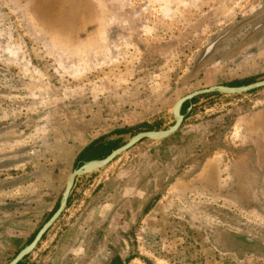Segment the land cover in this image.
I'll return each instance as SVG.
<instances>
[{"label":"rangeland","instance_id":"rangeland-1","mask_svg":"<svg viewBox=\"0 0 264 264\" xmlns=\"http://www.w3.org/2000/svg\"><path fill=\"white\" fill-rule=\"evenodd\" d=\"M262 80L264 0H0V264L92 142L168 130L184 96ZM216 94L78 178L23 264H264V87Z\"/></svg>","mask_w":264,"mask_h":264},{"label":"water","instance_id":"water-1","mask_svg":"<svg viewBox=\"0 0 264 264\" xmlns=\"http://www.w3.org/2000/svg\"><path fill=\"white\" fill-rule=\"evenodd\" d=\"M263 87H264V80L255 82L249 85H245V86L236 87V86L219 85V86H212L207 89L198 90L196 92H193L179 99L178 102L175 104L174 110H173L175 124L170 129L164 130V131L141 132L137 134L136 136H134L132 139H130L128 143L114 150L106 158L86 162L79 168L75 169L68 178L66 189L62 196L58 210L54 213V215L50 218V220L38 232L35 239L28 246H26L9 264H20L27 256H29L32 252H34V250L38 247L39 243L41 242L45 234L61 218V216L64 214V212L68 208L69 199H70L71 193L73 191V188L78 178H81L88 174L97 172L107 167L112 162H114L118 157H120L122 154L132 149L134 146H136L138 143L142 142L143 140L149 139V140H154V141H162V140H165L175 135L181 129L184 123V120H185V115H183L181 112L182 107L186 103L193 101L195 98L199 96L215 94V93L222 94V95H228V96L240 95V94L252 92L256 89H260Z\"/></svg>","mask_w":264,"mask_h":264},{"label":"trees","instance_id":"trees-1","mask_svg":"<svg viewBox=\"0 0 264 264\" xmlns=\"http://www.w3.org/2000/svg\"><path fill=\"white\" fill-rule=\"evenodd\" d=\"M195 102H197V99H194L193 101L186 103L182 108V112H185V110H187L189 106L191 104H194ZM126 132H127L126 130H119L116 132V134H122ZM121 146L122 145L118 143V141H108L107 138L105 137L100 138L92 142L78 155L75 164L77 167H80L86 162L104 159L107 156H109L114 150L120 148ZM20 264H23V261Z\"/></svg>","mask_w":264,"mask_h":264},{"label":"crops","instance_id":"crops-1","mask_svg":"<svg viewBox=\"0 0 264 264\" xmlns=\"http://www.w3.org/2000/svg\"><path fill=\"white\" fill-rule=\"evenodd\" d=\"M2 168H3V161H2V158H1L0 159V194H3V191H2V171L3 170H2Z\"/></svg>","mask_w":264,"mask_h":264}]
</instances>
